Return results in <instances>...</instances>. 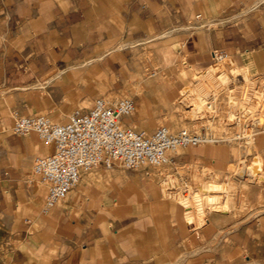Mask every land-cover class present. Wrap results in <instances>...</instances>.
Returning <instances> with one entry per match:
<instances>
[{"label": "crops", "instance_id": "0c3cea01", "mask_svg": "<svg viewBox=\"0 0 264 264\" xmlns=\"http://www.w3.org/2000/svg\"><path fill=\"white\" fill-rule=\"evenodd\" d=\"M159 52L181 58L188 75L222 53L249 76H264V0H0V264H264V210L238 224L233 219L245 215L210 214L192 227L150 168H94L43 212L47 187L33 165L54 148L34 132H13V112L29 98L22 91L46 85L53 104L69 109L95 100L99 75L112 79L108 89H122L135 74L150 93L123 123L156 129L152 120L173 105L181 74L165 64L149 71L143 59ZM256 146L264 158V133ZM231 150L183 148L167 165H213L225 181Z\"/></svg>", "mask_w": 264, "mask_h": 264}, {"label": "rangeland", "instance_id": "374dc122", "mask_svg": "<svg viewBox=\"0 0 264 264\" xmlns=\"http://www.w3.org/2000/svg\"><path fill=\"white\" fill-rule=\"evenodd\" d=\"M143 60L149 71L158 64H165L177 66L181 73L179 83L170 91L173 105L169 110L158 109L157 118L160 120H152L156 129L160 125L175 132L188 129L218 140L211 144L225 149L232 147L233 159L227 165V172L231 177L225 181L215 173L213 165L203 171L197 170V167L188 169L178 166L176 170L170 165L151 167V172L159 176L165 197L175 201L182 213H185L190 226L195 228L206 225L210 214L228 215L234 211L245 215L233 219L238 224L264 210L261 194L264 184V158L257 152L256 146L257 135L264 133V76H249L229 58L215 59L211 67L195 75H188L182 59L167 52H159L158 55L148 53ZM99 76L95 83L102 85V89L95 90V99L103 97L118 100L132 97L137 100L150 93L147 81L134 80L135 74H131L129 82H125L129 88L122 89H108L112 79L105 75ZM22 92L29 96L28 101L24 99L23 105L16 107L15 111L31 116L44 115L59 123L68 122L75 110L90 107L93 103L86 100L69 109L64 103L54 105L50 98L54 91L46 85H32ZM44 97L50 103H45ZM146 108H149L148 105ZM135 128L149 132L156 130ZM258 168H261V173ZM122 171L137 172L125 169ZM86 172L93 175L96 170ZM252 193L257 194L259 201L256 203L247 200L252 197ZM228 219L217 220L226 223Z\"/></svg>", "mask_w": 264, "mask_h": 264}, {"label": "built area", "instance_id": "2783aa9c", "mask_svg": "<svg viewBox=\"0 0 264 264\" xmlns=\"http://www.w3.org/2000/svg\"><path fill=\"white\" fill-rule=\"evenodd\" d=\"M200 19V15L197 16ZM216 60L227 58L215 53ZM136 109L132 97L97 98L90 107L77 109L65 123L44 115L13 112V132L36 133L52 154L38 157L33 173L47 187L43 208L50 212L79 185L82 175L99 166L142 171L171 162L170 153L218 140L188 129L172 131L162 126L154 132L125 125L123 118Z\"/></svg>", "mask_w": 264, "mask_h": 264}]
</instances>
